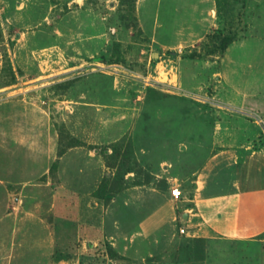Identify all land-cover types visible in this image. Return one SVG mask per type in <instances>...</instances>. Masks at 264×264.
I'll return each mask as SVG.
<instances>
[{
    "label": "rangeland",
    "instance_id": "rangeland-1",
    "mask_svg": "<svg viewBox=\"0 0 264 264\" xmlns=\"http://www.w3.org/2000/svg\"><path fill=\"white\" fill-rule=\"evenodd\" d=\"M238 146L264 151V0H0V264H155L114 244L166 200L182 223L204 164ZM250 205L254 242L199 257L178 231L161 264H264Z\"/></svg>",
    "mask_w": 264,
    "mask_h": 264
},
{
    "label": "crops",
    "instance_id": "crops-1",
    "mask_svg": "<svg viewBox=\"0 0 264 264\" xmlns=\"http://www.w3.org/2000/svg\"><path fill=\"white\" fill-rule=\"evenodd\" d=\"M194 186L191 197L180 205L182 223L176 222L173 205L168 200L164 201L153 210L150 217L136 224L114 244L121 254L131 259H139L153 253L157 256L155 264H161V259L164 258L161 254L170 248L172 243L175 244L174 236L178 231L180 233V229L184 230V233L180 234L186 246L196 243L199 257L203 256V250L206 252L203 246L211 240H218L220 243L243 240L254 242L253 236L246 239L241 233L242 228L247 227L253 234L256 223H253L250 203L264 200L263 150H251L249 146L243 149L238 146L214 154L198 173ZM241 203L243 207H247V217L243 214L242 218V222L245 221L247 226L240 227L233 207ZM3 207V204L0 205L2 227L4 224L8 226L15 223L14 211H5L2 216ZM7 208H10L9 205ZM231 230L234 232L231 233ZM181 248L182 246L175 247V251ZM183 248L182 252L187 254L189 250L185 245Z\"/></svg>",
    "mask_w": 264,
    "mask_h": 264
},
{
    "label": "trees",
    "instance_id": "trees-1",
    "mask_svg": "<svg viewBox=\"0 0 264 264\" xmlns=\"http://www.w3.org/2000/svg\"><path fill=\"white\" fill-rule=\"evenodd\" d=\"M233 41V37H226L224 39H221L220 41V45H219V48L217 50H220L221 53L225 52V50L227 49V47L229 46V44ZM111 194H108V196H106L105 194V197L108 199L110 198Z\"/></svg>",
    "mask_w": 264,
    "mask_h": 264
},
{
    "label": "built area",
    "instance_id": "built-area-1",
    "mask_svg": "<svg viewBox=\"0 0 264 264\" xmlns=\"http://www.w3.org/2000/svg\"><path fill=\"white\" fill-rule=\"evenodd\" d=\"M171 196L173 199L175 200H178L181 198L182 196V193L181 191L178 189V187H175L171 190ZM180 233L183 234L184 233V230L183 229H180Z\"/></svg>",
    "mask_w": 264,
    "mask_h": 264
},
{
    "label": "water",
    "instance_id": "water-1",
    "mask_svg": "<svg viewBox=\"0 0 264 264\" xmlns=\"http://www.w3.org/2000/svg\"><path fill=\"white\" fill-rule=\"evenodd\" d=\"M185 216V215H184Z\"/></svg>",
    "mask_w": 264,
    "mask_h": 264
}]
</instances>
